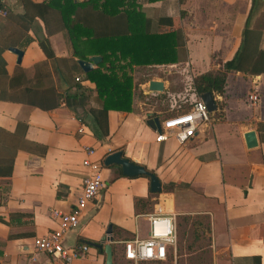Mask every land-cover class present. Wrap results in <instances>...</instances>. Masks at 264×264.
Segmentation results:
<instances>
[{"label":"crops","instance_id":"1","mask_svg":"<svg viewBox=\"0 0 264 264\" xmlns=\"http://www.w3.org/2000/svg\"><path fill=\"white\" fill-rule=\"evenodd\" d=\"M140 3L146 31L159 33L171 27L180 33L177 61L149 66L148 80H159L163 89L150 91L148 80L139 83L138 89L151 103L133 96L130 111L108 110L107 135L101 139L95 138L86 123V110L97 106L94 84L83 79L81 69V73L72 70V59L78 58L63 31L51 32L58 25L52 14L46 16V27L34 17L26 29L0 16V39L22 51L17 63L15 54L0 46V94H18L35 76L44 81L27 92L24 100L0 99V158L5 156L11 134L16 131L18 137L9 174L0 170V264H66L38 251L34 240L57 227L51 210L67 212L76 202L86 149L92 150L90 159L101 163L106 154L120 150L122 157L155 174L160 191L151 193L144 176H123L119 166L102 165L104 186L82 211L78 225L61 239L67 248L87 245L85 256L70 264H103V251L95 244L108 224L114 264L122 248L119 241L145 237L146 215L154 212L148 204L135 206V199L157 197L164 191L174 204L163 212L173 213L182 223L177 229L175 219V253L168 261L264 264V72L224 71L223 93H210L215 110L208 112V120L183 144L171 133L156 141L155 131L145 123L149 117H157L160 123L186 108V104L172 107V98L191 96L194 76L221 71L222 63L241 47L245 31L252 36L254 54L262 51L264 56V0ZM4 7L17 18L24 12L23 0H4ZM26 38L30 40L21 47ZM42 40L52 58L41 50ZM159 67L169 71L162 73ZM76 77L89 90L88 101L75 109L58 105L57 93H75L68 86ZM249 94L257 96L252 103ZM163 100L168 102L161 104ZM250 130L256 144L246 147L243 135ZM163 185L168 188L162 189Z\"/></svg>","mask_w":264,"mask_h":264},{"label":"trees","instance_id":"2","mask_svg":"<svg viewBox=\"0 0 264 264\" xmlns=\"http://www.w3.org/2000/svg\"><path fill=\"white\" fill-rule=\"evenodd\" d=\"M23 6L24 12L18 18L7 11L5 19L26 29L28 23L32 22L34 17H38L46 27V16L51 13L54 19L52 21L58 24L51 32L59 30L64 32L73 56L85 60L89 55L100 56L101 60L95 68L83 73V79L89 80L95 87L93 92L96 95L97 106H91L86 110L89 116L86 123L97 139L107 135L108 110L130 111L133 96L144 99L145 95L138 89V84L147 81L150 77L148 73L140 76L141 72L147 71L152 65L171 64L177 61L180 33L171 27L159 33L152 30L146 31L144 27L146 17L142 13L140 0H83L81 2L47 0L41 3L23 0ZM46 31L50 32V30ZM29 40L26 38L21 47ZM251 40L250 32L245 31L241 47L234 57L222 63L221 71L209 70L194 76L192 87L195 95L199 97L204 92L222 94L225 84L224 71L247 74L264 72L263 52L254 54L255 48L250 46ZM0 46L7 47L1 39ZM39 46L46 57H53L46 40L39 41ZM72 70L81 73L73 59ZM134 75L137 77L134 78ZM32 81L28 85L25 84L18 94H4V96L0 94V99L24 100L27 92L34 87H41L44 83L36 76ZM73 81V84L68 87H74L75 93L64 95L57 93L58 105L75 109L79 106L83 107L88 101L89 90L80 85L79 78ZM80 120L83 122V118ZM11 135L5 149V156L0 158V170L4 169L7 175L17 149V145L14 146V140L18 138L16 131ZM43 151L44 149L40 153L42 154ZM167 188L164 185L162 187V189ZM153 194L151 197L156 195ZM149 201L150 198L135 199V206L149 204ZM169 258L170 256L167 260Z\"/></svg>","mask_w":264,"mask_h":264},{"label":"built area","instance_id":"3","mask_svg":"<svg viewBox=\"0 0 264 264\" xmlns=\"http://www.w3.org/2000/svg\"><path fill=\"white\" fill-rule=\"evenodd\" d=\"M6 15L7 9L4 7V0H0V16L5 17ZM75 80H78V77ZM172 99V107L181 108L182 104H186L187 107L161 120L160 132L155 131V140L163 141L171 133L177 143L183 144L194 135L200 123L208 120V111L194 92L191 96L183 94ZM247 99L252 103L257 99V96L249 94ZM91 153V149H86L87 156L81 161L85 172L80 181V192L76 202L67 212L51 210V215L57 219V227L34 240V246L38 251L55 255L66 264H70L75 259H82L87 251V245L64 247L61 241L62 236L66 231L78 225L80 214L104 186L101 175L102 163L90 159L88 156ZM146 220L147 233L145 237H133L119 241L122 246V257L133 264L164 262L169 255L173 256L175 253L174 214L154 210L153 213L146 215Z\"/></svg>","mask_w":264,"mask_h":264},{"label":"water","instance_id":"4","mask_svg":"<svg viewBox=\"0 0 264 264\" xmlns=\"http://www.w3.org/2000/svg\"><path fill=\"white\" fill-rule=\"evenodd\" d=\"M7 50L15 54L16 62L19 63V60L22 55V51L16 47H7ZM100 56L91 55L87 60L76 59V63L82 72L86 73L90 71L93 65H96L100 61ZM147 88L150 91H161L162 83L159 80H148ZM199 99L203 102L208 112L215 110L214 100L209 92H204L199 96ZM146 125L157 133L160 132V123L157 117H149L145 120ZM246 147H252L256 144V139L254 132L252 130L247 131L243 135ZM103 166L117 165L120 168V173L123 176L133 177V176H145L148 179V189L151 193H157L160 191V183L154 173L146 170L143 166L133 161H130L127 158L121 156L120 150H115L104 156L102 159ZM111 225L108 224L105 230L104 235L99 239V242L95 244L98 248H101L104 254L103 264H112V248L109 244L112 241L110 236Z\"/></svg>","mask_w":264,"mask_h":264},{"label":"rangeland","instance_id":"5","mask_svg":"<svg viewBox=\"0 0 264 264\" xmlns=\"http://www.w3.org/2000/svg\"><path fill=\"white\" fill-rule=\"evenodd\" d=\"M158 69V71H160V72H162V73H167V71H169L167 68H165V67H159V68H157ZM157 71V72H158ZM147 71H145V72H141V74H140V76L142 75V74H145V75H147ZM173 73V72H172ZM171 73V74H172ZM137 75H138V73H136ZM173 75V74H172ZM171 75V76H172ZM134 78H136L137 76L136 75H134L133 76ZM171 78H173V77H171ZM138 79V78H137ZM187 93H189V92H187ZM135 100L136 101H144V103L145 104H147V105H149L150 103H151V99H148V98H136L135 97ZM134 100V101H135ZM163 102L165 103H167L168 101L166 100H163V101H161V104H163ZM154 104V103H153ZM105 167V166H104ZM104 167H101V170L104 168ZM164 194L163 195H160V196H157V197H151L150 198V201H149V204H148V209L149 210H164L165 208H171V206L174 204V201H173V197L169 194V193H167V196H166V192L164 191L163 192ZM163 196H165V197H163ZM176 217V216H175ZM176 219V223H177V229H179V224L181 225L182 223H181V220H179L178 219V217H176L175 218ZM140 221H141V218H140ZM141 224H142V221H141ZM107 228V227H106ZM106 228H105V230H106ZM179 239V241H180V237L178 238ZM122 248H121V251L119 250L118 252H117V260H115V262H114V264H133V263H131L130 261H125L123 258H122ZM184 257V256H183ZM179 262L180 263H183V264H185L184 262H186V261H184V260H182V259H180L179 260ZM138 264H153V263H143V262H140V263H138ZM163 264H173L172 262H170V261H166V262H164Z\"/></svg>","mask_w":264,"mask_h":264}]
</instances>
